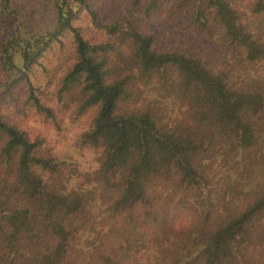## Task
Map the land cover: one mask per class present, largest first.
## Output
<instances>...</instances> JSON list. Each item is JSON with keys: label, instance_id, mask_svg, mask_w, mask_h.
<instances>
[{"label": "trees", "instance_id": "1", "mask_svg": "<svg viewBox=\"0 0 264 264\" xmlns=\"http://www.w3.org/2000/svg\"><path fill=\"white\" fill-rule=\"evenodd\" d=\"M0 264H264V0H0Z\"/></svg>", "mask_w": 264, "mask_h": 264}, {"label": "rangeland", "instance_id": "2", "mask_svg": "<svg viewBox=\"0 0 264 264\" xmlns=\"http://www.w3.org/2000/svg\"><path fill=\"white\" fill-rule=\"evenodd\" d=\"M7 111H10V109H11V106L10 105H4L3 106Z\"/></svg>", "mask_w": 264, "mask_h": 264}]
</instances>
